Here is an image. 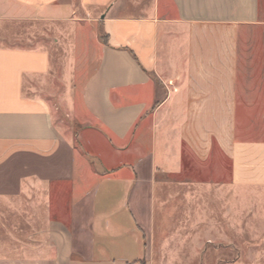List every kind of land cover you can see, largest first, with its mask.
I'll return each instance as SVG.
<instances>
[{"label": "crops", "instance_id": "0c3cea01", "mask_svg": "<svg viewBox=\"0 0 264 264\" xmlns=\"http://www.w3.org/2000/svg\"><path fill=\"white\" fill-rule=\"evenodd\" d=\"M259 119L264 0H0V264H146L186 154L264 191Z\"/></svg>", "mask_w": 264, "mask_h": 264}, {"label": "rangeland", "instance_id": "374dc122", "mask_svg": "<svg viewBox=\"0 0 264 264\" xmlns=\"http://www.w3.org/2000/svg\"><path fill=\"white\" fill-rule=\"evenodd\" d=\"M82 48L80 43L78 50L81 52ZM53 53L54 67L60 69L63 53L61 50ZM93 58L91 55V63L83 66L86 70L92 69ZM55 81L58 85L59 81ZM64 89L60 84L51 91ZM52 92L48 96L54 98L56 120L73 131L71 120L68 121ZM243 119L240 110V122ZM253 125L264 128V120L259 119ZM218 157L220 162L215 167H207L201 161L195 165L186 154L181 174L156 175L154 229L146 264H264V191L234 189L230 165ZM20 253L15 248L7 250L8 255Z\"/></svg>", "mask_w": 264, "mask_h": 264}]
</instances>
